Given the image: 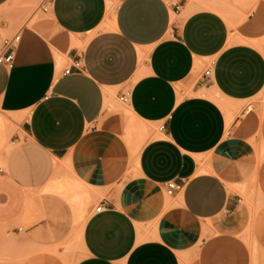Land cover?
<instances>
[{"label":"crops","instance_id":"1","mask_svg":"<svg viewBox=\"0 0 264 264\" xmlns=\"http://www.w3.org/2000/svg\"><path fill=\"white\" fill-rule=\"evenodd\" d=\"M45 6L18 30L13 66L0 65V110L18 123L0 223L63 240L83 214L76 264H251L239 190L259 160L248 103L264 89V0L235 25L217 0ZM123 116L145 128L138 147Z\"/></svg>","mask_w":264,"mask_h":264},{"label":"rangeland","instance_id":"2","mask_svg":"<svg viewBox=\"0 0 264 264\" xmlns=\"http://www.w3.org/2000/svg\"><path fill=\"white\" fill-rule=\"evenodd\" d=\"M45 1L49 0H14L12 5L0 9V15L2 16L0 17V48L4 40L13 36L29 19H37L44 15L40 6ZM217 1L221 14L231 25H235L243 19L248 10L255 7L259 0ZM4 17L10 24L17 17L16 27L9 30L5 29L3 25ZM259 47L264 53V40L259 44ZM248 104L252 107L260 122L257 140L259 160L256 174L239 190L251 212L249 225L242 237L251 250V264H264V89ZM116 111H119L118 108L113 110L114 113ZM0 119L8 122V126L4 130L0 129V167H5L6 157L17 146L13 143V138L18 131V123L1 110ZM116 121L123 127L124 124L133 125L126 117L121 123L123 125L120 124L119 119ZM131 128L139 131L135 125ZM144 135V127L134 135L133 140L136 147L142 143L145 138ZM128 139H131L129 134ZM62 190H67V188L61 187L59 189V191ZM88 197L86 194L85 200L88 201ZM75 202L77 205L80 204L79 196ZM84 218L83 214H77L76 228L63 240H32L26 236L27 224L25 222L0 223V264H76L83 256L80 234ZM20 227L23 230L20 231Z\"/></svg>","mask_w":264,"mask_h":264},{"label":"built area","instance_id":"3","mask_svg":"<svg viewBox=\"0 0 264 264\" xmlns=\"http://www.w3.org/2000/svg\"><path fill=\"white\" fill-rule=\"evenodd\" d=\"M50 1V0H49ZM48 2V1H47ZM40 9H42L43 11H47L48 7L45 6V2H43V4L40 6ZM21 40V35L20 32L17 31L13 36H11L10 38H7L4 40L1 48H0V65L1 64H5L9 67L13 66V60H14V51L17 47V45L20 43ZM213 65L214 62L211 63V66L205 71V75L206 76H210L212 74L213 71ZM82 67L80 60L75 61L74 65L70 68H67L65 70V74H71L73 72V69H78L80 70V68ZM128 95L129 93H125L120 97V100L122 102H127L128 101ZM163 128V127H161ZM180 186L177 185L175 182L173 181H169L167 183V193L168 194H172L173 191L177 188H179ZM103 205H100L96 208L97 211H101L102 210Z\"/></svg>","mask_w":264,"mask_h":264},{"label":"bare ground","instance_id":"4","mask_svg":"<svg viewBox=\"0 0 264 264\" xmlns=\"http://www.w3.org/2000/svg\"><path fill=\"white\" fill-rule=\"evenodd\" d=\"M36 23V22H34ZM14 119H17L14 117ZM8 126V122L6 120L0 119V129L4 130ZM3 236V235H2ZM1 238V237H0ZM3 238V237H2ZM38 258V257H37Z\"/></svg>","mask_w":264,"mask_h":264}]
</instances>
